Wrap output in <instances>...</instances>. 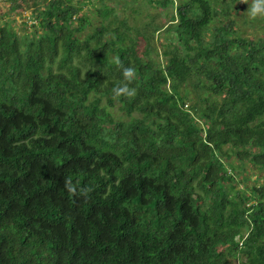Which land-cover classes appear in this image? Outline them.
Segmentation results:
<instances>
[{
	"label": "trees",
	"instance_id": "obj_1",
	"mask_svg": "<svg viewBox=\"0 0 264 264\" xmlns=\"http://www.w3.org/2000/svg\"><path fill=\"white\" fill-rule=\"evenodd\" d=\"M77 2L0 24V264H264V185L233 191L226 161L264 173V39L211 0H156L175 10L159 53L161 26L135 31L119 0L92 25ZM117 57L134 99L113 95Z\"/></svg>",
	"mask_w": 264,
	"mask_h": 264
},
{
	"label": "rangeland",
	"instance_id": "obj_2",
	"mask_svg": "<svg viewBox=\"0 0 264 264\" xmlns=\"http://www.w3.org/2000/svg\"><path fill=\"white\" fill-rule=\"evenodd\" d=\"M77 2L78 0H73ZM83 1V0H81ZM86 1L83 7V11L92 18V25H96L99 21L97 9L101 7L103 3L107 5H115L114 1L118 0H84ZM216 7L217 16L214 23L221 24L233 20L237 33L243 37L252 39H264V17H258L256 20H250L248 17L247 8L251 4V0H248V4L243 3V9L237 8L240 0H211ZM42 0H17L15 4H19L16 10L11 9L12 2L5 0L0 1V24L6 20L10 21L18 33L21 35L24 33L23 23H33L31 18V11L35 8L36 4L41 3ZM178 2V0H175ZM78 3V2H77ZM172 5L163 6L158 4L156 0H119V3L115 6V14L121 19L125 17L129 25L136 31H143L148 29L147 32L152 31L151 26H147L146 23L156 24L162 28L158 32H154L151 37L152 45L160 53L162 45L168 42L176 40V36L173 32L167 31L166 26L169 24L170 16L174 12ZM91 25V26H92ZM133 30V33H134ZM89 30L85 29L79 33L80 37H83ZM153 57L155 58V52L153 51ZM162 59L161 56H159ZM164 61V60H162ZM190 101H187L186 107H189ZM113 112L116 116L124 118L122 112H119L114 107ZM227 162H230L235 168L231 169L233 174V181L229 183L230 186L234 184L233 191L245 192L248 196H251L250 190L246 189L247 186L260 187L264 185V173L261 172L255 166H252L249 162H239L234 156L226 158ZM229 164V163H228ZM232 191V192H233ZM242 258H240L241 260ZM231 264H239L237 260H231Z\"/></svg>",
	"mask_w": 264,
	"mask_h": 264
},
{
	"label": "clouds",
	"instance_id": "obj_3",
	"mask_svg": "<svg viewBox=\"0 0 264 264\" xmlns=\"http://www.w3.org/2000/svg\"><path fill=\"white\" fill-rule=\"evenodd\" d=\"M242 2L248 4V0H242ZM247 12L249 19L253 21L258 17H264V0H251V4L248 5ZM113 62L121 69L122 76V81L117 83L112 89L114 97H124L129 100L134 99L137 95V89L135 87H131L130 85L136 79L135 68L125 66L118 57L115 58ZM64 187L73 197L83 196L87 198L90 192V189L87 187H80L78 189L77 186L73 184L71 178H65Z\"/></svg>",
	"mask_w": 264,
	"mask_h": 264
},
{
	"label": "water",
	"instance_id": "obj_4",
	"mask_svg": "<svg viewBox=\"0 0 264 264\" xmlns=\"http://www.w3.org/2000/svg\"><path fill=\"white\" fill-rule=\"evenodd\" d=\"M243 5L244 4H243L242 0H240L239 5L237 6V8L242 10L243 9Z\"/></svg>",
	"mask_w": 264,
	"mask_h": 264
}]
</instances>
